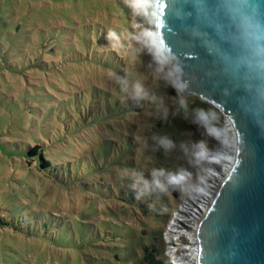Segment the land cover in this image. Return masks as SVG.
Listing matches in <instances>:
<instances>
[{
	"label": "trees",
	"instance_id": "1",
	"mask_svg": "<svg viewBox=\"0 0 264 264\" xmlns=\"http://www.w3.org/2000/svg\"><path fill=\"white\" fill-rule=\"evenodd\" d=\"M119 3L128 12L130 19L132 8L124 0ZM148 7L151 8L149 5ZM129 27L134 33L131 23ZM112 28H115V32ZM57 29L59 25L46 30L37 27L23 33L14 28L6 29L0 34V48L3 56L1 65L8 73H3V79L10 83V88L15 94L12 96L4 92L3 104L15 106L13 108L19 119L23 121L20 125L21 129L25 130L30 124L29 134L23 131L15 140V144L21 166L17 177L18 185L24 182L29 183L32 192L28 197L32 198L31 203L34 205L31 207L24 205L25 200L22 198L18 201L14 198V202L5 198L2 205L0 190V206L2 205L0 227L13 236L11 242L9 238L5 241L12 245L13 241H17V233V235L42 237L49 243L76 247L75 249H85L90 245L94 250L91 253L93 259L99 261L109 259V262L114 264H173L166 253V242L162 237V230L168 221L167 217L187 194L181 196V200L175 206L172 199L179 196L180 191L176 196L171 190L168 193H160L154 186L146 188L143 182L137 181L132 173L139 172L141 169L139 161H142L146 154L147 150H144L146 141H152L154 137L160 135L171 138L168 131L172 123L189 120L188 127L191 132H196L198 126L191 122L195 118L194 110L211 109L212 116L209 115L208 118L213 122L209 123L206 129L203 127L206 133L213 127L220 126L223 116L216 107L201 100L197 95L182 98L178 95L177 88L168 82L166 89L158 83L156 95L149 101H146L145 92L137 95L133 87L127 88L120 83L114 85L112 89H106L101 83L94 85L90 92H83L81 101L87 103L89 98L91 99V105H96L97 112H101V125L103 122L110 121L108 125L112 129V136L109 139L105 138L102 143L106 151L105 158L96 156L81 158L76 171L88 177L93 174L91 180L113 179L114 191L110 196L113 202L119 201L120 206L109 205L107 214L99 217L97 221L84 216V218L80 217L81 221L78 223H74L72 216L63 213L60 207L59 210L41 208L40 199L34 194L36 185L30 184L31 176L40 179L52 178L68 184L75 181L78 174L72 172L70 165L64 164L69 150L62 149L58 146L60 144L52 145L56 132L53 126H50V122L54 120L53 101L65 105L67 100H72L77 107L81 101L79 97L71 99L64 93L62 95L58 93V97L55 96L57 93L53 91L49 83L56 85L63 92L64 89L56 82L53 83L49 76L53 71L59 70V63L62 60L69 69L73 68L76 61H86L88 57L85 51L91 48L94 51L91 63L107 67L114 77L125 78V81L129 79L128 75H125L127 73L125 55L120 51L124 50V46H120L119 34L116 31L120 30V26L111 23L100 27L98 23L85 21L79 27L67 28L68 31L60 32L59 30L58 32ZM117 69L123 72L122 75L116 72ZM11 80L16 83H11ZM181 99H186V109L181 107ZM48 103L50 105L47 110L42 111L43 107L46 108L44 105ZM106 110L109 111V115H102V112ZM41 111L44 112V116ZM49 114H51L48 119L49 124L46 126L42 121ZM148 114L150 123L145 124L144 120L147 119ZM73 118L57 134L64 139L71 138L77 141V137H84L91 126L86 123L83 116L77 115L76 122L86 124L83 127L74 128ZM97 166L100 174H97L94 169ZM87 186L90 187V184L87 183ZM25 190L27 188L23 186L19 189V193ZM16 210H27L28 213L23 222L17 221V215L13 213ZM5 211L9 214L5 215ZM128 213H131L138 222L130 221L127 218ZM7 215L12 216L8 219ZM8 228L14 230V234ZM143 229H146V233H143ZM5 252L16 259L11 251Z\"/></svg>",
	"mask_w": 264,
	"mask_h": 264
},
{
	"label": "rangeland",
	"instance_id": "2",
	"mask_svg": "<svg viewBox=\"0 0 264 264\" xmlns=\"http://www.w3.org/2000/svg\"><path fill=\"white\" fill-rule=\"evenodd\" d=\"M120 1L121 0H0V34L6 29L15 28L24 33L37 27L46 30L56 27V25H59V29L56 31L59 32L60 30V32H62L68 31L67 28L73 26L79 27L80 24L85 21L98 23L100 27H104V25L107 26L111 23L116 24L120 26V30L117 29L116 31L119 34L118 41L121 42L120 46H124V50L120 51L125 55V61L127 63V73H125V75H128V81H125V78L114 77V74H110L107 67L91 63L94 51L90 48L85 51L88 57L86 61H76L73 68L69 69L62 60L59 63V70L53 71L52 75L49 76V79L53 80V83L56 82L64 89V92L58 89L56 85L51 83H49V85H51L53 91L57 93L55 96L58 97V93L60 95L64 93V95L71 99L79 97L80 101L83 92H90L94 85L97 86L100 83L106 89H112L114 85L120 83L123 86H127V88L133 87L135 92H137V85H139L142 92H145L146 101H149L156 95V89L159 87L158 83L163 86V89H166V84L169 80L168 73L172 70V65H174V63L173 61L171 64H161L158 62V58L162 59L165 53L161 49L159 43L157 44L150 39L153 34H155V29L152 26L153 21L151 19V16L154 15L153 8H149L147 5L136 4V12L134 13L132 9L129 19V14L122 4L119 3ZM124 1L126 2V0ZM137 1L141 2V0ZM130 23L132 26L137 23L140 24L134 28V33L129 27ZM112 31L115 32V28H112ZM21 37H23L22 34ZM155 49H161L162 51H155ZM1 54L0 48V106H2L0 107L1 203L2 205L4 204L5 198L12 202H14V198L17 199V201L22 198V200H25L24 205L31 207L34 205L31 203L32 198L29 199L28 197L32 192L29 183L24 182L18 185L17 177L19 176L21 166L15 144V140L19 138L18 136L23 131L24 133L30 132V124L27 125L28 127L25 130L21 129L20 125L23 121L19 119L15 108H13L15 106L3 104L4 92L6 94H12V96H15V94L12 92V88H10V83L5 82L3 79V73L6 74L7 72L1 65L3 58ZM116 72L121 75L123 73L120 69H117ZM49 79L47 78V81ZM11 83H16V81L11 80ZM175 87L178 89L176 82ZM179 95L182 96V98L185 97L182 93ZM16 98L17 97H15V100ZM53 103L52 108L54 112L52 117L54 120L50 122V126H53L56 136L55 140L53 139L52 145L60 144L58 145L59 147L69 150L68 154H66L68 157H66L64 164L66 166L70 165L72 167V172L78 174L76 180L68 182V184L52 178L40 179L34 176L29 178L30 184L36 185L34 194L36 197H39L41 208L46 210H59L60 207L63 213L72 216L71 219L74 220V223L81 221L80 217L84 218V216L93 218L97 221L99 217H103L107 214L106 210L109 209V205H113L114 207L120 206V202H113L112 196H110L111 192L114 191L113 179L107 178L101 180L100 178H95L91 180V177H93L92 174L89 176V180L88 176L84 174L81 175L80 171L77 172L76 167L80 165L81 158H95V156L105 158L106 151H104L102 143L105 138L109 139L112 136V129L108 125L110 121L103 122L101 125V112H97L98 109L96 105H91L90 98L87 103L86 101H81L78 107L75 106L72 100H67L65 105H61L56 101H53ZM49 105L50 103L44 105L46 108L44 109L43 107L42 111L45 112ZM44 112H42L43 116ZM104 114L106 116L109 115V111L106 110L102 112V115ZM50 115L51 114L42 121L46 126L49 124L48 119ZM77 115L83 116L86 123L90 124V131H86L82 138L78 136L77 141H73L71 138L64 139L62 136L58 135L57 133H59V130L66 127L69 120L73 117L74 128L85 126L86 123L82 124L76 122L75 117ZM149 116L148 114L147 119L144 120L145 124L150 123L148 119ZM188 122L189 120H180V122L172 123L170 126L171 129H169L168 133L171 134L170 139L173 141L174 147L166 149L161 143V135L154 137L152 141H146L144 150L147 151L142 161H139L141 164L139 173H143L144 179L148 180L150 184L152 181V169L161 168L166 171H176L180 168H185L192 172L196 179L203 162L210 157L216 143L222 138L223 122L220 126L217 125L206 133L203 131V127H198L196 132H191L187 125ZM62 138L64 139L63 141L61 140ZM89 141L94 144L92 145ZM198 141H203L204 144L207 145L208 150L202 151L199 159L192 162L185 157L181 148V143L192 144ZM201 147L203 148V145H201ZM113 154H115L114 151ZM34 164H36V161H34ZM97 168L99 167L97 166L94 169L97 174H100V170ZM160 179L162 182L166 183L164 177H160ZM87 183L90 184V187L87 186ZM23 186L26 187L27 190L19 193V189ZM188 190L180 192V195L177 197H173V205L176 206L181 200V196L186 195ZM180 207L181 205H178L172 211L171 215L167 217L168 221L165 228L162 230V237L166 242V250L170 255H172L170 252L171 246L174 245L175 247L176 245H183V243L188 242L189 236H183V234H185L183 231H175L174 233L176 234L169 233L172 230L174 219H177V222H182L179 220L183 217ZM16 211H13V213L15 216L17 215V221L21 220V222H23L22 220L26 218L25 215L28 213L26 212L27 210ZM6 214H9L8 211H5V215ZM10 216L12 215H7V218H11ZM127 216L130 221L135 223L138 222L131 213H128ZM182 220H184L182 225L185 227L188 226L186 227L187 230L191 228V230H193L194 220L191 218H183ZM9 230L14 234V230ZM16 237L17 241H13L12 245L6 242V238H9L11 242L13 236L4 232V229L0 227V264H114V262L110 263L109 259H104L105 261L93 259L91 253L94 250L90 245L85 249H75L76 247H64L49 243L42 237L26 236L22 234L17 235V233ZM4 244L7 245L5 246ZM5 251H11L16 259Z\"/></svg>",
	"mask_w": 264,
	"mask_h": 264
},
{
	"label": "water",
	"instance_id": "3",
	"mask_svg": "<svg viewBox=\"0 0 264 264\" xmlns=\"http://www.w3.org/2000/svg\"><path fill=\"white\" fill-rule=\"evenodd\" d=\"M152 5L158 43L182 68L178 89L216 107L236 134L233 163L195 229L197 264H264V0Z\"/></svg>",
	"mask_w": 264,
	"mask_h": 264
},
{
	"label": "clouds",
	"instance_id": "4",
	"mask_svg": "<svg viewBox=\"0 0 264 264\" xmlns=\"http://www.w3.org/2000/svg\"><path fill=\"white\" fill-rule=\"evenodd\" d=\"M127 4L133 9V12H136V4L137 0H126ZM255 39L259 40V37L256 36ZM155 51H162L161 49H155ZM158 62L161 64H171L172 63V56L170 50L167 54L163 56L162 59L158 58ZM178 73H182V68L179 65H172V70L168 73L169 77V84L175 87V79L180 78L177 76ZM137 95L142 93V89L139 85H137ZM187 90L186 86L184 88L177 89L178 95L183 93ZM180 105L182 108H187V101L186 99L180 100ZM195 118L191 121L193 124L197 125L198 127H204L205 129L208 127L209 123H212V119L209 120V115L212 116L211 109H201L197 108L194 110ZM185 119L187 117L185 116ZM161 143L165 146L166 149L174 147L173 141L168 138L167 136L161 138ZM203 145V148L201 147ZM181 148L186 158L190 159V161L195 162L199 159L200 153L207 149V145L204 144L203 141L194 142L192 144H187L182 142ZM133 176L136 177L137 181H142L146 188L150 186H154L156 190L160 193H168L169 190H175L180 192H185L190 187L195 184V177L194 174L188 171L185 168H180L176 171H166L165 169H152V181L151 185L148 180L144 179L143 173L133 172ZM160 177H164L165 182H162Z\"/></svg>",
	"mask_w": 264,
	"mask_h": 264
},
{
	"label": "built area",
	"instance_id": "5",
	"mask_svg": "<svg viewBox=\"0 0 264 264\" xmlns=\"http://www.w3.org/2000/svg\"><path fill=\"white\" fill-rule=\"evenodd\" d=\"M138 5H149L153 8L152 0L150 2L146 0H141V2L137 1ZM154 14V10H153ZM151 19L153 21L152 26L155 29V14L151 16ZM140 25L139 23L135 24L133 27H137ZM153 42L158 44L156 30L155 34L150 38ZM226 118L223 116V130L225 127ZM230 122V121H229ZM231 123V122H230ZM232 124V123H231ZM234 128V127H233ZM235 132V129H234ZM236 135V134H235ZM225 140L224 134L222 133V138L220 141H218L213 148L210 157L203 162V165L201 167V170H199V173L197 174V178L195 181V185L191 187L189 192L187 193V196H185L182 201L178 204L181 205V214L183 218H191L194 220V226L193 228L197 227L200 219L205 214L207 208L211 204L214 196L216 195L220 184H221V176L220 173L222 172V168L224 167L223 163H227L229 160V156L231 155V151H226L225 153L220 152V145ZM236 148V145H235ZM234 156H235V149H234ZM233 163V162H232ZM232 165V164H231ZM210 172V173H209ZM227 174V172H226ZM181 220L182 222L184 220ZM182 222H178L179 226L181 228L187 229L188 226H183ZM197 222V223H196ZM191 230V229H190ZM167 253V250H166ZM170 260L173 264H177L173 259V256L168 254ZM197 264V261H195Z\"/></svg>",
	"mask_w": 264,
	"mask_h": 264
},
{
	"label": "bare ground",
	"instance_id": "6",
	"mask_svg": "<svg viewBox=\"0 0 264 264\" xmlns=\"http://www.w3.org/2000/svg\"><path fill=\"white\" fill-rule=\"evenodd\" d=\"M150 2L151 0H146ZM225 140L220 145V152L225 153L226 151H231V155L229 156V160L227 163H223L224 167L222 168V172L220 173L221 180L226 176V172H228L233 160H234V149L236 145V135L234 132L233 125L226 119L225 127L223 130ZM210 173V172H209ZM172 223V230L169 233H174L175 231H183L185 234L183 236H189L188 242L183 243V245H176L174 247H170V252L177 264H196V252H197V237H196V225L193 230L184 229L179 226L177 219ZM197 223V222H196ZM171 229V228H170ZM192 229V228H191ZM169 230V229H168ZM190 230V231H189ZM188 232V234H187ZM174 247V248H173Z\"/></svg>",
	"mask_w": 264,
	"mask_h": 264
}]
</instances>
